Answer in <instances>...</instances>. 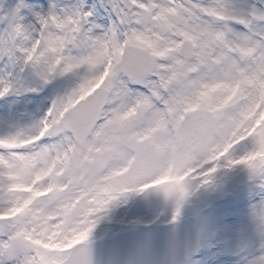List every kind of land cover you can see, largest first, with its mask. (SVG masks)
I'll return each mask as SVG.
<instances>
[{"label": "snow or ice", "instance_id": "snow-or-ice-1", "mask_svg": "<svg viewBox=\"0 0 264 264\" xmlns=\"http://www.w3.org/2000/svg\"><path fill=\"white\" fill-rule=\"evenodd\" d=\"M170 4L177 0H100L98 4L77 0L63 5L49 0L48 11L42 12L23 0H13L7 8L0 0V98L19 89L21 76L29 69H35L45 84L57 74L80 68L98 73L85 77L66 98L54 101L35 134L0 139V149L9 150L0 154V264H89L88 251L81 245L98 220L78 224L83 205L74 207L67 194V184L86 158L84 149L97 140L113 147L135 144L141 133L133 119L151 117L163 124L182 109L199 107L218 120L215 93H227V102L246 95L249 88L255 95L236 127L246 136L241 142L251 140L253 147L228 165L247 166L261 190L252 208L261 231L260 254L244 264H264V171L256 174L264 169V31H256L264 25V0H259V10L251 7L247 18L225 14L220 4L197 5L201 12L230 22L193 49H186L184 42L198 38L187 31L182 30L176 40L164 35L177 27L174 18L180 19L179 5ZM101 9L108 11L104 25L95 23ZM232 24L246 31L237 33ZM234 44L242 56L224 53L235 63L231 78L220 80L215 65L223 61L216 48L231 49ZM193 68L201 74L199 79L190 74ZM94 85L96 91L81 107L64 112L67 99ZM46 135L61 136L62 142L28 155L16 154L15 150ZM147 172L141 162L135 175ZM170 195L166 192L165 198ZM188 195V189L181 191L171 223ZM53 203L56 207L49 211L47 206Z\"/></svg>", "mask_w": 264, "mask_h": 264}, {"label": "rangeland", "instance_id": "rangeland-1", "mask_svg": "<svg viewBox=\"0 0 264 264\" xmlns=\"http://www.w3.org/2000/svg\"><path fill=\"white\" fill-rule=\"evenodd\" d=\"M11 2L13 0H3V6L7 8ZM23 2L34 6L35 11H48L45 5L49 0H43V3L40 0ZM57 2L63 5L76 3L77 0ZM99 2L89 0L92 4ZM158 2L168 3V0ZM216 4L223 7L225 14H236L241 18H247L252 6L260 9L259 0H206L204 3L177 0L176 5L169 6L179 5L180 19L174 18L177 27L164 35L169 40H176L182 30L187 31L198 38L189 41L194 48L196 45L203 46L210 34L226 29L230 22L224 17L209 16L197 7ZM108 11L101 9L95 23L106 24ZM231 28L237 33L246 31L239 24H232ZM256 31H264V25L258 26ZM150 35L156 39L155 35ZM225 52L237 59L242 56L235 44L231 49L216 48L223 61L215 65V75L220 80L231 78L235 63L225 57ZM95 74L98 73L80 68L65 75L57 74L45 84L35 69L25 71L20 79V88L0 98V139L27 138L35 134L53 102L66 98L85 77L91 79ZM190 74L193 79H199L201 75L195 68ZM94 87L83 95L67 99L64 112L77 100L90 94ZM254 95V90L249 88L246 95L238 94L235 99L226 102L227 93L217 91V114L221 115L218 120L199 107H190L177 112L163 124L154 123L151 117L133 119L137 132L141 133L133 145L113 147L97 140L94 146L86 147V158L80 171L67 184L68 198L73 206L83 205L77 223L90 224L98 220L85 242L114 237L120 232L138 228L141 222L171 221L176 200L182 190L188 189L189 195L181 202L177 220L186 217L196 225L201 249L182 264H244L256 259L260 254L261 231L252 208L260 199L261 190L258 182L251 178L252 173L247 166L228 165L230 159H238L252 150L251 140L241 142L246 136L242 128L236 127V122ZM42 140L40 144L36 142L28 149L15 152L28 155L43 146L61 143L62 137L46 135ZM89 140L92 141L93 137L90 136ZM226 150H230L227 155ZM0 154L7 155L9 150L0 149ZM207 161L211 163L206 164ZM141 162L147 166L148 172L136 176V168ZM244 171L247 172L243 175ZM261 171L264 169H257L256 174ZM206 181L209 182L206 184ZM151 183L165 184H161L156 189L158 191L139 197L145 192V185ZM166 192L171 193L169 198H165ZM55 207L54 203L47 206L49 211ZM236 257L241 258L240 263L235 262Z\"/></svg>", "mask_w": 264, "mask_h": 264}, {"label": "water", "instance_id": "water-1", "mask_svg": "<svg viewBox=\"0 0 264 264\" xmlns=\"http://www.w3.org/2000/svg\"><path fill=\"white\" fill-rule=\"evenodd\" d=\"M144 236L151 240L140 242ZM153 240L156 242L153 243ZM81 247L88 251L89 264H181L198 249L195 232L188 221L166 229H141L119 235L113 240Z\"/></svg>", "mask_w": 264, "mask_h": 264}, {"label": "bare ground", "instance_id": "bare-ground-1", "mask_svg": "<svg viewBox=\"0 0 264 264\" xmlns=\"http://www.w3.org/2000/svg\"><path fill=\"white\" fill-rule=\"evenodd\" d=\"M43 142V140H40V141H38L37 143L38 144H40V143H42ZM33 145V144H32ZM32 145H28V146H26L25 148H30ZM34 146V145H33ZM211 163V161H208V163H206V164H210ZM235 262H238V263H240L241 262V258L240 257H238V258H235Z\"/></svg>", "mask_w": 264, "mask_h": 264}]
</instances>
